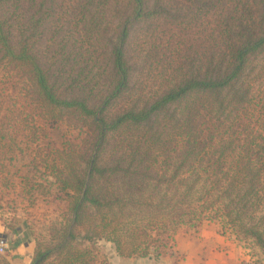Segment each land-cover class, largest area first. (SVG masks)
<instances>
[{
  "label": "trees",
  "instance_id": "obj_1",
  "mask_svg": "<svg viewBox=\"0 0 264 264\" xmlns=\"http://www.w3.org/2000/svg\"><path fill=\"white\" fill-rule=\"evenodd\" d=\"M0 86V209L59 206L32 264L174 257L205 217L264 255V0H0Z\"/></svg>",
  "mask_w": 264,
  "mask_h": 264
},
{
  "label": "rangeland",
  "instance_id": "obj_2",
  "mask_svg": "<svg viewBox=\"0 0 264 264\" xmlns=\"http://www.w3.org/2000/svg\"><path fill=\"white\" fill-rule=\"evenodd\" d=\"M8 94H10V91H5L0 86V104L2 105L0 106V121H9V118L5 119L8 109H17L15 114L23 109L21 104L13 106V103L8 104V100L3 101L1 95L5 97V95ZM16 120L17 119H13L12 123L15 124ZM18 191V188L14 186L2 193V208L0 209V214L3 220H5L7 225H12L13 227H17L19 229H27L35 244L36 241H46L49 237L50 224L59 219L57 212L59 206H57L55 202L40 199L34 207H30L27 203L22 201ZM214 233L221 238L227 239L225 241L226 244H223V247L225 248L223 251H227L229 254L228 256H230L229 252H234L236 260L239 264H264V255L258 249L248 245L247 243L238 241L234 235L222 228L218 220H209L206 217L199 229L195 230L183 228L174 236V249H172L175 253L174 264H180L184 261V256L178 253L176 249V241L182 243L191 237L193 241L196 240L202 244H207L203 241V239H208L211 242L214 241ZM220 233L224 237H222ZM98 246L100 257L102 259L103 257L106 258L108 261L107 264H123L124 261L116 254L114 247L110 243L100 241L98 242ZM149 259L156 260L152 257ZM166 260H168V258L159 262L160 259H158V263H156L169 264Z\"/></svg>",
  "mask_w": 264,
  "mask_h": 264
},
{
  "label": "crops",
  "instance_id": "obj_3",
  "mask_svg": "<svg viewBox=\"0 0 264 264\" xmlns=\"http://www.w3.org/2000/svg\"><path fill=\"white\" fill-rule=\"evenodd\" d=\"M14 228V232L10 230L0 214V238L9 241V248L5 253H0V258L4 264H32L36 244L27 229ZM213 236L212 242L203 239L207 244L193 241L191 237L182 243L176 241L178 253L184 256V261L180 264H239L234 252H229L230 257L227 251H223L225 249L223 244H226L227 239L219 237L216 233ZM165 258H168L166 261L169 264H174L173 256H165L159 262ZM121 260L124 261L123 264H153L154 261V264L158 263L157 260L149 258H121Z\"/></svg>",
  "mask_w": 264,
  "mask_h": 264
},
{
  "label": "built area",
  "instance_id": "obj_4",
  "mask_svg": "<svg viewBox=\"0 0 264 264\" xmlns=\"http://www.w3.org/2000/svg\"><path fill=\"white\" fill-rule=\"evenodd\" d=\"M9 248V241L0 238V253H5Z\"/></svg>",
  "mask_w": 264,
  "mask_h": 264
}]
</instances>
